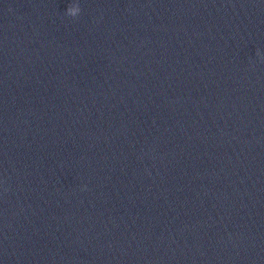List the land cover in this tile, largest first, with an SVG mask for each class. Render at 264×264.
I'll return each instance as SVG.
<instances>
[{
    "label": "clouds",
    "instance_id": "obj_1",
    "mask_svg": "<svg viewBox=\"0 0 264 264\" xmlns=\"http://www.w3.org/2000/svg\"><path fill=\"white\" fill-rule=\"evenodd\" d=\"M81 13V8L78 2H70L65 10V15L71 18H76Z\"/></svg>",
    "mask_w": 264,
    "mask_h": 264
}]
</instances>
